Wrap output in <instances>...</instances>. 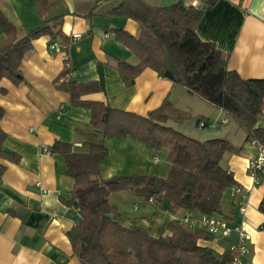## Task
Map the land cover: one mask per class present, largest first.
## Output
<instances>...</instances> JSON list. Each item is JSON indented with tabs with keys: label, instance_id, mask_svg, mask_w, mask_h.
<instances>
[{
	"label": "crops",
	"instance_id": "crops-1",
	"mask_svg": "<svg viewBox=\"0 0 264 264\" xmlns=\"http://www.w3.org/2000/svg\"><path fill=\"white\" fill-rule=\"evenodd\" d=\"M124 1L47 0L44 12L40 13L39 0H0V9L17 27L18 36L58 16L50 25L54 32L60 30L65 36L45 34L34 39L20 65L22 82L17 84L7 77L0 80L5 145L12 149L10 154L19 157L2 159L6 170L0 180V264H82L68 236L81 222L82 215L78 208L60 198L72 190L74 180L51 147L55 141L81 146L87 140H100L102 134L91 124V111L72 106L69 93L57 87L56 79L66 65L74 69L68 78L80 82L99 80L98 67L102 65L105 88L87 94V99L147 115L169 95L176 107L196 118L197 127L204 120L205 127L216 128L195 138L226 137L239 148L237 153L226 152L221 164L233 173L238 184L247 187L246 209L240 212L229 191L222 199V207L225 216L242 222L252 235L247 264H264V228H260L264 213L259 209L264 197V175L256 181L248 170L257 154L256 146L232 116L152 68L138 75L133 86H126L112 56L132 64L139 59L115 38L112 28L121 27L138 35L140 25L135 19L117 13ZM143 1L159 6L178 0ZM197 32L203 40L214 42L228 53L229 67L243 78H264V0H217L205 9ZM73 33L82 36L74 40ZM4 37L0 24V44ZM52 41L62 44L61 53L50 51ZM215 114L221 116L219 121L225 125L224 129L218 127V121L211 122ZM167 123L173 126L180 122ZM257 125L264 127V110ZM104 142L109 153L101 163L103 179L129 174L166 177L169 173L171 164L166 151L161 155V151L131 136L105 137ZM109 201L118 209L121 224L145 227L154 237L168 234V224H180L181 216L190 211L171 209L166 199L158 204L131 189L112 192ZM235 239L236 235L230 239L211 235L200 238L199 243L221 254Z\"/></svg>",
	"mask_w": 264,
	"mask_h": 264
},
{
	"label": "trees",
	"instance_id": "trees-1",
	"mask_svg": "<svg viewBox=\"0 0 264 264\" xmlns=\"http://www.w3.org/2000/svg\"><path fill=\"white\" fill-rule=\"evenodd\" d=\"M216 2L201 0V5L195 7L186 0L159 6L143 0H125L117 13L135 19L140 33L134 35L121 27L112 31L139 61L132 64L112 56L116 60L115 68L128 87L135 84L146 68L154 69L174 84L186 87L190 94L224 110L247 131L251 140L264 148V127L257 125L264 110V78H243L229 67V54L214 42L203 40L197 32L205 9ZM46 3L47 0H39L40 13L44 12ZM54 18L20 37L17 27L0 9L5 35L0 44V80L7 77L17 84L22 82L18 75L20 65L32 48V41L45 34L63 36L62 31L52 29L50 21ZM73 71L66 65L56 85L69 93L72 106L91 111V124L102 134L100 140H87L81 146L55 141L51 147L74 180L72 190L60 198L78 208L82 215L81 222L68 232L82 264H232L230 249L220 254L199 243L200 238L211 236L205 231L171 222L167 226L168 234L154 237L145 227L121 224L120 213L110 203L109 196L114 191L131 189L158 204L166 199L171 209L225 215L222 199L237 182L221 160L226 152L237 153L239 148L226 137L199 140L168 125L169 120L181 123L192 118L189 111L176 107L169 95L147 115L87 99V94L103 90L101 83L69 79L68 74ZM4 114L5 109L0 105V180L6 170L2 159H19L3 150L7 138L1 124ZM126 136L145 142L156 151L165 150L171 164L168 175L129 174L103 179L101 163L109 153L104 138ZM259 209L264 213V197Z\"/></svg>",
	"mask_w": 264,
	"mask_h": 264
},
{
	"label": "built area",
	"instance_id": "built-area-1",
	"mask_svg": "<svg viewBox=\"0 0 264 264\" xmlns=\"http://www.w3.org/2000/svg\"><path fill=\"white\" fill-rule=\"evenodd\" d=\"M186 3L198 7L201 5V0H186ZM81 36V33L72 34L74 40L79 39ZM49 49L54 53H61L63 51L62 44L59 41H52L49 44ZM222 121L225 122L226 119ZM206 125L207 123L204 120L198 122V127L200 128ZM252 143L256 146L257 154L250 161L248 170L250 175L257 181L264 175V148L259 147L255 140H252ZM47 151L50 152L49 150ZM247 191L248 189L245 185L238 183L230 188L231 196L234 197L236 206L241 213L246 209ZM180 224L190 229L205 231L219 239H230L233 235H236V239L231 241L229 246V249L233 251L232 264H247V258L251 254L253 239L242 222H234L227 216L219 213L202 214L188 211L181 216ZM260 228H264V221L260 225Z\"/></svg>",
	"mask_w": 264,
	"mask_h": 264
},
{
	"label": "rangeland",
	"instance_id": "rangeland-1",
	"mask_svg": "<svg viewBox=\"0 0 264 264\" xmlns=\"http://www.w3.org/2000/svg\"><path fill=\"white\" fill-rule=\"evenodd\" d=\"M220 118H221V116L216 117V114H215L214 116H212L211 122L218 121V127H221L224 129L225 125L219 121ZM195 120H196V118L193 117V119L192 118L187 119V120L183 121L182 123L173 124V127L184 132V133H186V134H188V135H190V136H194V137L199 136L202 133L211 131L212 129H216V128H213V126L199 128L196 126ZM165 153H166L165 150H161V155H164Z\"/></svg>",
	"mask_w": 264,
	"mask_h": 264
},
{
	"label": "water",
	"instance_id": "water-1",
	"mask_svg": "<svg viewBox=\"0 0 264 264\" xmlns=\"http://www.w3.org/2000/svg\"><path fill=\"white\" fill-rule=\"evenodd\" d=\"M99 81L101 83L102 88H105V81H104V71H103V67L102 65H100L99 67ZM20 76V74H18ZM3 150L7 153H12V149H10L8 146H4Z\"/></svg>",
	"mask_w": 264,
	"mask_h": 264
}]
</instances>
